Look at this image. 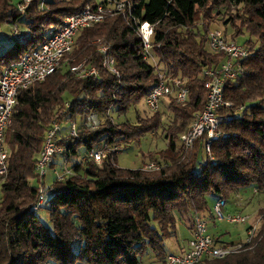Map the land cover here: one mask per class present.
Segmentation results:
<instances>
[{"label":"trees","instance_id":"trees-1","mask_svg":"<svg viewBox=\"0 0 264 264\" xmlns=\"http://www.w3.org/2000/svg\"><path fill=\"white\" fill-rule=\"evenodd\" d=\"M17 1L0 0V25L9 23L19 29L16 38L10 29L8 45L0 48V75L7 65L57 30L67 15L99 3L73 0L67 4L78 3L76 7H59L57 1L46 0L47 8L39 9V0H33L19 10ZM131 3V15L113 14L80 29L63 66L19 90L5 131L6 172L0 175V264H139L145 247L164 259L163 251L168 249L164 250L163 242L175 234L177 215L189 212L185 222L191 236L195 212L205 210L208 217L213 216L207 209L208 196L217 199L251 186L264 194V0ZM225 3L252 8L248 30L256 37V45H251L250 39L245 42L250 54L242 62L243 73L225 82L224 99L231 106L224 107L223 113L231 119L221 123V135L211 143L212 161L203 149L205 137L187 152L178 138L203 108V69L223 58V53L207 47V34L213 30L210 26L203 32L190 26L197 9ZM144 21L154 27L151 57H144L137 33V24ZM97 40L110 45L118 76L101 66ZM84 59L99 67L97 78L77 77L69 70L68 64ZM159 71L168 80H183L189 91L183 104L174 95L161 101L172 120L164 135L166 156L155 161L160 168H122L117 166L116 156L107 155L100 163L86 156L89 149L100 148L102 141L124 142L127 148L132 136L157 132L164 115L160 109L145 110L150 115L143 119L139 118L144 110L139 111L134 122L126 115L144 101ZM91 113L101 119L96 130L84 126ZM56 117L66 126L69 122L77 126V137L66 135L59 141L66 143L67 161L74 175L63 181L53 179L47 186L45 203L35 211L32 204L38 185L34 165L46 130ZM41 210L48 212L49 224L40 218ZM260 218L262 225L249 247L196 264H264V208ZM220 238L221 243H234Z\"/></svg>","mask_w":264,"mask_h":264},{"label":"built area","instance_id":"built-area-1","mask_svg":"<svg viewBox=\"0 0 264 264\" xmlns=\"http://www.w3.org/2000/svg\"><path fill=\"white\" fill-rule=\"evenodd\" d=\"M33 0H18L16 6L23 10ZM131 0H102L95 8L87 6L82 11L67 15L62 25L50 33L47 38L37 47L25 52L21 58L7 65L0 75V175L6 172V160L8 146L5 131L11 122L14 105L20 89L27 88L32 83L44 80L63 66L65 54L69 53L74 44L77 32L85 27H91L103 20L106 16L113 14L131 15ZM39 9L46 8V0H39ZM11 34L16 38L19 29L16 25L11 26ZM153 24L144 21L137 24V33L142 41L144 57H151V38L153 35ZM98 51L101 53V66L115 75H119L116 67L115 57L110 45L97 40ZM206 44L212 51L223 53V58L215 65L206 67L204 75V86L206 89L205 101L201 111L194 114L188 128L180 134L178 142L182 149L187 152L192 149L195 141L204 138L203 149L209 159L213 161L211 143L221 135L220 125L231 119V115L223 113L224 107L231 106V102L224 99V85L227 80H235L243 73V61L250 50L246 44H239L231 39L223 30L213 29L206 37ZM69 70L77 77L99 76V67L87 64L86 59L79 63L68 64ZM183 80H168L163 71H159L157 81L147 92L144 102L149 111H157L162 105V99L174 95L177 102L183 104L188 99V88ZM84 126L89 130H96L101 125V119L96 113L89 114L84 120ZM54 118L44 135L42 146L37 154L34 165L38 188L32 204V209L38 211L45 203L48 193V185L45 177L52 167L54 180L63 181L74 175L73 169L67 161L66 143L63 141L66 135L77 137V126L75 122H69V126ZM100 148H91L86 156L100 163L107 155L111 157L123 151L119 143H106L102 141ZM57 156L61 159L58 160ZM85 157V156H84ZM84 157L82 160H84ZM58 167L53 168V165ZM145 170H157L160 164L151 161L142 165ZM226 199L219 197L214 202L211 213L215 219L225 220L229 223L245 222L247 217L237 214H225ZM254 228L247 231V236L240 243H221L218 236L207 230V222L200 212L193 215V228L190 238L184 245H178L173 251L167 253L163 264H196L206 258H223L227 255L239 252L250 246L255 235Z\"/></svg>","mask_w":264,"mask_h":264},{"label":"rangeland","instance_id":"rangeland-1","mask_svg":"<svg viewBox=\"0 0 264 264\" xmlns=\"http://www.w3.org/2000/svg\"><path fill=\"white\" fill-rule=\"evenodd\" d=\"M57 1L60 5L65 7L77 6V4H67L73 0H51ZM93 1V0H91ZM101 2L102 0H97ZM47 8V7H46ZM49 8V7H48ZM252 8L244 7L242 4L235 5L231 3H225L221 5L208 4L205 8L197 9L195 16V21L190 29L203 32V28L210 26V29L226 30L227 35L230 37L231 34L235 36L234 40L239 44H245L247 40L250 39L251 45H256V37L250 36L249 25H251ZM11 25L9 23H2L0 25V48L8 45L9 35H10ZM153 59L156 60V54H153ZM144 110L143 117H148L149 113H146L147 107L145 102L142 100L139 104L131 107L127 112V119L129 122H134L137 112L140 113ZM148 112V110H147ZM160 112L164 113L162 122H160V127L157 132L145 133L140 136H132L131 144L126 148L124 142L120 143L123 147V151L116 154L117 166L122 168H137L141 165L147 164L151 161H159L161 157L166 156L167 139L164 138L166 131L168 130V125L171 123L172 114L171 112H165L161 107ZM148 114V115H147ZM123 129V127H121ZM156 130V129H155ZM200 156L205 158L203 151L198 150ZM60 160L61 157L57 156ZM58 167L56 164L53 168ZM52 168L47 172L45 177L46 184H50L54 179L52 174ZM226 197V206L224 208L225 214H237L247 217L245 222L238 224L229 223L225 220L215 219L213 216L208 217L207 211H201L200 214L207 222V230L209 233L220 236L222 241H234L235 243H240L247 236V231L252 227L254 228L255 234L260 229L262 225V219L260 218V210L264 208V194L259 193L255 187H246L245 190L235 191L229 195H224ZM215 202L213 195L208 196L207 199V209L212 208ZM48 212L45 210L40 211V218L46 224H49L47 219ZM184 219V220H183ZM189 219V212L181 213V216H176L175 219V234L167 238L163 245L165 246L163 255L173 251L179 245H184L190 236L186 220ZM241 251V250H240ZM239 251V252H240ZM161 255L156 254L149 247H145L143 252L139 257V264H162ZM165 257V256H164ZM44 264H55L52 261H47ZM75 264H87L82 262H76Z\"/></svg>","mask_w":264,"mask_h":264},{"label":"crops","instance_id":"crops-1","mask_svg":"<svg viewBox=\"0 0 264 264\" xmlns=\"http://www.w3.org/2000/svg\"><path fill=\"white\" fill-rule=\"evenodd\" d=\"M215 198V197H214ZM215 201H216V198H215Z\"/></svg>","mask_w":264,"mask_h":264}]
</instances>
